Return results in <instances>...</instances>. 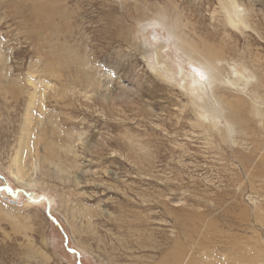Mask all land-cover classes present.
Returning <instances> with one entry per match:
<instances>
[{"label":"rangeland","instance_id":"1","mask_svg":"<svg viewBox=\"0 0 264 264\" xmlns=\"http://www.w3.org/2000/svg\"><path fill=\"white\" fill-rule=\"evenodd\" d=\"M234 1L0 0V187L42 197L0 190V264H264V0Z\"/></svg>","mask_w":264,"mask_h":264},{"label":"bare ground","instance_id":"2","mask_svg":"<svg viewBox=\"0 0 264 264\" xmlns=\"http://www.w3.org/2000/svg\"><path fill=\"white\" fill-rule=\"evenodd\" d=\"M223 3H224V5L222 6L223 8V11H224V17L227 19V21H228V23H229V25L230 26H232V27H235L238 23H240L241 22V20H240V16H239V14H238V11H237V5H236V3H235V1L234 0H223ZM186 46L188 47V48H190L191 49V51H196V49L195 48H193V45L191 44V42H189V44H188V42H186ZM210 55H211V57H213L214 56V54H212L211 53V51L208 49V48H206L205 49ZM214 58V57H213ZM216 58V57H215ZM214 61H215V59H214ZM179 64H181V63H179ZM204 66H205V68H204ZM179 68H177L178 70L176 71L177 72V74H178V76L179 75H181L180 76V78H173V77H170V76H167L166 78H164V80L165 81H168V82H173L175 85H177V86H179V87H181V88H184L185 87V85L183 84L184 83V81H185V79H184V77H186L187 76V84H189L190 86L191 85H193V84H196L197 82H200V81H195L194 80V78L192 77V74L191 73H185L184 72V69L186 68H184V67H181V66H178ZM202 71H203V73H204V77L203 78H205V79H203L202 81H206V82H210L211 80V78L213 77V78H215V75L216 76H218L219 74H220V71H219V68H217V66L216 65H214V63H213V61H210V60H207V61H205V63L203 64V66H202ZM186 71V70H185ZM197 72V71H196ZM233 72H234V74H239V75H241L242 77H243V79H245L246 77L243 75V73L241 72V71H239V70H237V69H233ZM199 75V74H198ZM203 75V74H202ZM107 76V75H106ZM110 76V75H109ZM184 76V77H183ZM201 77V76H200ZM110 78V77H109ZM201 79V78H200ZM199 79V80H200ZM105 82H109V80H105ZM100 87H101V85H99ZM102 87H104V86H102ZM45 89V88H44ZM106 90H107V88H106ZM104 93V92H103ZM184 94V93H183ZM104 96H97V98L99 99V100H105V99H107V98H109L110 100L112 99V97L111 96H109V95H107L106 93H104L103 94ZM40 96H41V100H42V97L44 96H42V94L40 93ZM257 97V96H256ZM40 99V98H39ZM41 102V101H40ZM240 102V101H239ZM43 104V103H42ZM191 108H192V111L194 112V114L197 116V118L198 119H201V120H203L204 118H207V116L209 115V110H206L205 108H197L196 107V105L195 104H193V101H191ZM228 104H230V103H228ZM236 105V104H235ZM238 105H239V103H238ZM242 105V104H241ZM235 109H236V107H234ZM237 110V109H236ZM41 117V116H40ZM235 117V116H234ZM237 120V119H236ZM239 121V120H238ZM39 120H38V124L37 125H39ZM43 123V122H42ZM41 124V123H40ZM38 128H40V127H38ZM224 135V134H223ZM77 138V137H76ZM79 138V137H78ZM224 138V137H223ZM214 140V139H213ZM70 141V140H69ZM77 141V140H76ZM50 142V141H49ZM67 143V142H66ZM79 143V142H78ZM49 144V146H48V148H45V153H44V155H42L41 156V158H39V157H37V159H38V163H39V165H40V167L41 168H44V166L46 165V164H44V161H48V165H46L47 166V169H51V171H54V172H56V171H58V173H60V174H62L63 173V170H66V167L63 165V163L62 162H60V163H55L54 161H52V159L51 158H56L58 161H60V158L62 157V156H59V159H58V156L57 157H53V156H50L51 155V153L53 152H56L57 153V151L55 150V148L58 146H55V144H53L52 142H50V143H48ZM62 145V144H61ZM69 145V144H68ZM64 146V152L63 153H67V152H71V148H73V147H71V148H69V146ZM77 145V144H76ZM63 146V145H62ZM59 155V154H58ZM61 155V154H60ZM147 155V154H146ZM50 156V157H49ZM31 159V158H30ZM147 159V158H146ZM148 160V159H147ZM63 161V160H62ZM76 163V162H75ZM56 165V167L55 168H50V167H48L49 165ZM189 164V163H188ZM198 165V164H197ZM30 166H35V163H34V161L33 160H30ZM198 167V166H197ZM27 167H24V172H26L27 171ZM190 177V176H189ZM78 180H80V179H78L77 177H75L74 178V182H75V184H79V181ZM21 181V183L23 184V185H29V183L30 182H32L31 180H28V181H22V180H20ZM165 182V181H164ZM20 190L17 192V195L19 194V193H22V194H24V192H26V191H24L23 189H21V188H19ZM174 192V191H173ZM33 196V195H32ZM35 196V195H34ZM34 201H32V204H38V203H40V197H39V199H38V196H35L34 197V199H33ZM30 201V200H29ZM169 202V201H168ZM180 202V201H179ZM176 203V202H175ZM216 228V227H215ZM214 231V230H213ZM219 231V230H218ZM202 239V238H201ZM199 245V244H198ZM225 245V244H224ZM204 247V246H203ZM188 248V247H187ZM228 248V247H227ZM240 250H241V248H240ZM228 251V250H227ZM191 253V252H190ZM221 253V252H220ZM234 253V252H233ZM259 253H260V250H259ZM244 254V253H243ZM257 254V253H256ZM255 254V255H256ZM228 255V254H227ZM226 255V256H227ZM238 256V255H237ZM241 256V255H240ZM244 256V255H243ZM224 257V256H223ZM225 259V258H224ZM231 259V258H230ZM233 259H234V261H235V258L233 257ZM236 259H239L238 257L236 258ZM261 260V261H263L264 262V255L263 256H258V254H257V256L255 257H253L252 259H250V260ZM250 261V260H248L247 258L245 259L244 257H242V258H240L239 259V261H237L238 263H240V262H242L243 263V261ZM247 262V263H248ZM206 263V262H205ZM245 263V262H244ZM235 264H237V263H235Z\"/></svg>","mask_w":264,"mask_h":264},{"label":"water","instance_id":"3","mask_svg":"<svg viewBox=\"0 0 264 264\" xmlns=\"http://www.w3.org/2000/svg\"><path fill=\"white\" fill-rule=\"evenodd\" d=\"M2 189H6L10 192V194L12 196H16L17 195V192L20 190L19 188H16L15 190H12L11 187L9 185H4V186H1L0 187V190ZM24 195L30 200V201H34V196H32V193H29V192H24ZM40 199H42V197H40ZM47 212L49 213V206L47 205ZM53 220H55L53 218ZM71 252H75L76 254L78 253L76 250L74 249H69ZM78 264H81L80 262H78Z\"/></svg>","mask_w":264,"mask_h":264}]
</instances>
